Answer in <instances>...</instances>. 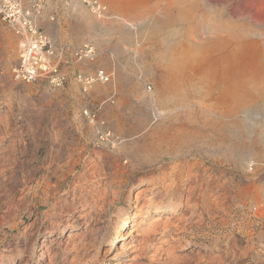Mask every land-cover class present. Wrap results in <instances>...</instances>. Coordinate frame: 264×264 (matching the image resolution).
<instances>
[{"label": "rangeland", "instance_id": "374dc122", "mask_svg": "<svg viewBox=\"0 0 264 264\" xmlns=\"http://www.w3.org/2000/svg\"><path fill=\"white\" fill-rule=\"evenodd\" d=\"M257 1L229 7L259 23ZM100 2L103 17L45 2L57 90L13 81L18 37L0 21V264H264V90L225 117L185 106L220 57L191 65L181 45L200 19L163 14L167 0ZM97 70L111 81L83 93L75 75Z\"/></svg>", "mask_w": 264, "mask_h": 264}, {"label": "bare ground", "instance_id": "6f19581e", "mask_svg": "<svg viewBox=\"0 0 264 264\" xmlns=\"http://www.w3.org/2000/svg\"><path fill=\"white\" fill-rule=\"evenodd\" d=\"M167 1L163 14H169L172 12H169L170 10L178 8L181 11L179 13L183 23L200 19L199 24L195 26L197 30L192 40H185L181 45L185 50L194 52L191 55L193 59L191 65L196 66L204 53L213 52L220 56L217 58L218 64L209 68L211 73L213 72L210 75L215 80L210 78L203 80L200 84L206 85V82H209L207 87L202 85L196 89V95L191 98L182 94L185 98L179 101L185 106H198L197 109H206L224 117L252 103L256 97L255 92L264 90V4L257 1L250 6L257 16L259 23H256L245 11H235V13L231 11L229 5L236 0ZM101 5L103 11L100 17H103L107 15L108 10L102 2ZM208 14H211L212 18L207 23L204 18ZM252 36L254 38H250ZM214 63L217 62L211 64ZM178 96L182 97L181 94ZM169 100L170 103L171 100ZM176 100L175 103H177ZM95 120L92 117L91 122ZM192 192L193 186L189 190L190 197Z\"/></svg>", "mask_w": 264, "mask_h": 264}, {"label": "built area", "instance_id": "2783aa9c", "mask_svg": "<svg viewBox=\"0 0 264 264\" xmlns=\"http://www.w3.org/2000/svg\"><path fill=\"white\" fill-rule=\"evenodd\" d=\"M80 1L97 16L103 11L100 0ZM45 2L46 0H0V21L18 37V62L12 69L13 81L17 84H30L44 79L51 90H57L68 82V78L61 70L63 53L57 51L52 39L38 24ZM94 55L95 50L90 45L74 53L78 61L92 59ZM111 79L112 75L104 70H97L91 75H75V81L83 93H87L94 83L106 84ZM84 114L89 119L93 117L88 111ZM99 133L103 140L111 137L110 132Z\"/></svg>", "mask_w": 264, "mask_h": 264}]
</instances>
